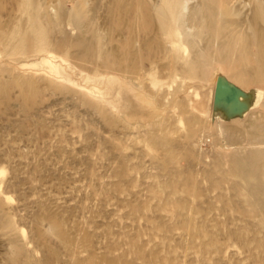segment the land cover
Wrapping results in <instances>:
<instances>
[{
    "label": "rangeland",
    "instance_id": "rangeland-1",
    "mask_svg": "<svg viewBox=\"0 0 264 264\" xmlns=\"http://www.w3.org/2000/svg\"><path fill=\"white\" fill-rule=\"evenodd\" d=\"M185 3L0 0V264H264V0Z\"/></svg>",
    "mask_w": 264,
    "mask_h": 264
},
{
    "label": "bare ground",
    "instance_id": "bare-ground-1",
    "mask_svg": "<svg viewBox=\"0 0 264 264\" xmlns=\"http://www.w3.org/2000/svg\"><path fill=\"white\" fill-rule=\"evenodd\" d=\"M170 2L173 5H172V7L170 5V7L167 9V12H168L169 16L171 17L170 18L171 24H168L169 28H167L168 30L166 31L167 37H169L168 39L171 42L172 48H174L175 50H178V51H184L185 52L186 50H188L189 47L187 46V44L185 42V35L182 32L183 31L182 30L183 29L182 19L184 17V11L183 10L186 7L185 2H187V0H170ZM168 23H169V21H168ZM178 51H177V53H178ZM183 54H185V53H183ZM195 94L197 97H202V94L200 91H196Z\"/></svg>",
    "mask_w": 264,
    "mask_h": 264
}]
</instances>
